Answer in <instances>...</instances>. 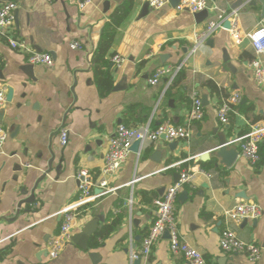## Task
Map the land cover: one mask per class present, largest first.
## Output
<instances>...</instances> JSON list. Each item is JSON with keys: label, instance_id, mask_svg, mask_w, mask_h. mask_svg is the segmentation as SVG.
I'll list each match as a JSON object with an SVG mask.
<instances>
[{"label": "crops", "instance_id": "obj_1", "mask_svg": "<svg viewBox=\"0 0 264 264\" xmlns=\"http://www.w3.org/2000/svg\"><path fill=\"white\" fill-rule=\"evenodd\" d=\"M10 1L16 4L12 37L31 50L50 53L53 64H31L33 78L28 76L24 72L30 64L28 52L11 48L0 36V88L6 94L9 86L13 89L11 101L0 107L5 109L0 126L7 133L0 147V251H6L0 264H92L89 252L99 254L98 264H132L129 252L140 247L154 219V199L183 166L194 168L179 191L186 190V198L179 200L178 193L175 203L180 235L205 256L206 264H264V140L254 165L238 153L225 166L213 153L220 138L232 141L251 125H264V87L257 85L250 67L253 48L246 38L234 44L227 30L218 29L189 55L195 35L219 9L239 8L238 25L246 33L264 21L261 4L208 0L207 17L196 20L194 13L177 10L169 1L152 8L133 0L106 53L111 87L101 96L91 55L111 14L125 0H92L82 11L68 0ZM73 40L81 48L70 47ZM114 54L123 57L119 65L111 60ZM260 59L264 63V56ZM181 61L174 85L167 76L148 84L156 68ZM207 81L217 88L212 90ZM233 91L242 98L229 122L222 124L217 108ZM194 95L201 99L206 95L207 104L203 118L192 123L188 143L177 141L169 150L171 141L165 138L141 142L139 151L130 150L116 172L100 173L108 140L119 123L133 127L147 121L183 123ZM62 127L68 130L64 146L58 136ZM232 146L236 145L227 147ZM203 152L207 158L199 159ZM182 160L187 161L179 164ZM79 169L89 172L94 192L103 179L114 189L77 215L71 236L90 221L97 220L96 231L117 223L109 235L92 243L90 239L87 249L70 239L52 259L46 243L59 229L62 217L57 212L77 198ZM240 201L256 203L261 215L245 222L227 218ZM226 226L240 239L261 246L256 261L221 250L219 234ZM139 260V264H188L182 255L169 251L165 236L147 259Z\"/></svg>", "mask_w": 264, "mask_h": 264}, {"label": "built area", "instance_id": "obj_2", "mask_svg": "<svg viewBox=\"0 0 264 264\" xmlns=\"http://www.w3.org/2000/svg\"><path fill=\"white\" fill-rule=\"evenodd\" d=\"M48 2L56 0H46ZM76 5L79 11L85 9L92 3V0H68ZM149 7L158 8L169 0H140ZM208 0H179L175 9L188 10L196 13L206 9ZM16 4L10 0L0 1V36L3 37L8 45L19 51L28 52L27 61L30 64H41L51 66L53 64L52 55L48 52H38L29 49L21 39L13 38V12ZM239 8L231 10L219 9L216 17L209 20L204 29L195 35L193 44L189 50V55L196 52L197 48L210 38L218 29L228 31L234 44L240 43L244 38L248 39L254 51V58L250 61V67L253 78L257 85L264 87V63L260 59L264 56V21L251 31L243 33L238 25ZM227 20L229 27L225 28L223 22ZM70 47L81 48V43L77 40L70 42ZM114 64L119 65L123 57L119 54L111 56ZM181 61L174 65H163L156 68L148 77L147 82L150 85L156 84L163 76L169 78V84L182 69ZM4 88H0V107L4 105L6 93ZM242 95L239 91H233L224 97L217 108V117L222 124L229 122V115L234 112L235 106L240 102ZM204 116V105L199 95H194L191 108L183 123L174 124L171 122H161L152 125L147 121L139 127H133L124 123H119L113 135L109 138L107 148L104 154V164L100 173L104 176H110L116 172L127 157L130 146L133 141L140 140L155 141L164 136L168 141L189 142L193 135L192 123L201 120ZM7 136L6 130L0 126V147ZM59 143L64 146L68 140V130L62 127L58 133ZM264 140V125L253 124L251 128L238 135L231 141L236 145L237 152L243 156L250 164H257L260 160L259 144ZM188 160V159H187ZM187 160L180 161L183 164ZM192 166H183L179 170V179L168 185L163 193L154 199V219L149 225L147 232L142 237L140 247L132 248L129 252V259L132 263L135 259H147L152 253L156 242L163 237L164 231L168 232V247L173 254H179L184 257L188 264H206L205 256L191 246L180 235L175 203L179 191L187 184L192 176ZM77 185V198L62 207L57 214L62 217L57 233H55L46 243V251L50 258H55L61 251L63 245L70 240L71 230L75 224L77 215L92 202L95 198L103 195L114 188L107 187V180L103 179L93 191V183L89 172L86 169H79L75 175ZM261 215L260 207L252 201H240L234 208L226 213V217L232 221L238 222L246 218H257ZM219 247L224 253L244 254L248 260L254 262L258 259L261 246L254 242H248L240 239L236 232L229 226L223 228L219 234Z\"/></svg>", "mask_w": 264, "mask_h": 264}, {"label": "water", "instance_id": "obj_3", "mask_svg": "<svg viewBox=\"0 0 264 264\" xmlns=\"http://www.w3.org/2000/svg\"><path fill=\"white\" fill-rule=\"evenodd\" d=\"M255 1H258L261 4L260 16L262 18H264V0H252V3L255 4ZM169 2L172 5L176 6L177 3L179 2V0H169ZM13 13L15 14V11ZM207 13L208 12L206 9H203L202 11L196 12V13H194L195 19L196 20L203 19V18L207 17ZM223 26L225 28H228L229 22L227 20H225L223 22ZM208 42L211 43V39H209ZM31 68H32L31 64L27 65V67L24 68V72L28 76L33 78ZM0 77L3 78V76L1 74H0ZM12 95H13V89L9 86L5 100L7 102L11 101ZM202 102L204 105L207 104L206 95L202 96ZM4 113H5V109L0 111V120L2 119ZM161 138H165V137L161 136ZM140 144H141L140 140L133 141L131 146H130V150L133 152H138ZM176 145H177V141H171L168 143L167 148L169 150H173L176 147ZM229 145H231V140H227L226 138H220L217 141V144L213 147V153H214L215 157L219 158L221 163L224 164L225 166H230L231 163L233 162V160L238 155L236 147L235 146L227 147ZM154 154L159 155L160 152L156 151ZM207 156H208V153L203 152L202 154L199 155V159H205V158H207ZM178 179H179V173L175 172L173 174V182H176ZM239 195L243 196V193H240ZM186 196H187V191L186 190L181 191L179 193V200L185 199ZM32 197L33 196L30 195V197L28 199H25V201H28ZM244 222H245V219H244ZM96 228H97V220L90 221L87 224H85L83 227H81V229L77 233L72 235L70 239L72 242L76 243L82 249H87L88 241L92 238V236L96 232ZM163 236L168 237V232L164 231ZM136 238H138V237H136ZM88 255L91 259L92 264H98L99 263L100 256L97 252H89ZM219 261L221 263V261H223V257H220ZM139 263H140L139 259H135L132 261V264H139Z\"/></svg>", "mask_w": 264, "mask_h": 264}, {"label": "trees", "instance_id": "obj_4", "mask_svg": "<svg viewBox=\"0 0 264 264\" xmlns=\"http://www.w3.org/2000/svg\"><path fill=\"white\" fill-rule=\"evenodd\" d=\"M132 4L133 0H125L123 4H121L114 10V12L110 16L109 22L104 26L98 44L91 55V62L94 67L95 83L97 85V88L99 89V94L101 96H104L111 87V77L109 76L106 69L108 64L106 53L114 40L117 27L127 17ZM176 76L172 82L173 85L174 83H176V79L178 77ZM207 85L212 90H215L217 88L212 81H207ZM116 223L117 220H114L109 224H104L92 236L91 243L94 242L97 237H105L109 235L113 231ZM5 252L0 251V256H2Z\"/></svg>", "mask_w": 264, "mask_h": 264}]
</instances>
